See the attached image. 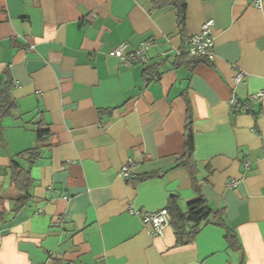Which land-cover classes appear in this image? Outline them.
Listing matches in <instances>:
<instances>
[{"label":"crops","instance_id":"1","mask_svg":"<svg viewBox=\"0 0 264 264\" xmlns=\"http://www.w3.org/2000/svg\"><path fill=\"white\" fill-rule=\"evenodd\" d=\"M155 1L0 0V94L7 85L14 103L0 117V264H264V93L228 104L264 92V3L186 0L181 28ZM206 20L212 63L174 67ZM120 42L147 44V60L110 55ZM187 105L195 180L178 165ZM36 146L33 164L18 157ZM12 160L32 182L17 210ZM172 196L183 210L202 196L234 247L213 223L182 245L171 223L151 236L142 213Z\"/></svg>","mask_w":264,"mask_h":264},{"label":"trees","instance_id":"2","mask_svg":"<svg viewBox=\"0 0 264 264\" xmlns=\"http://www.w3.org/2000/svg\"><path fill=\"white\" fill-rule=\"evenodd\" d=\"M155 4L157 7L171 5L176 8L177 22L178 25L183 28L186 18V0H156ZM188 38H186V49L184 51H178V55L175 56L172 65L178 67L186 65L192 68L197 63L211 64L212 59H209L205 55H192L187 52ZM156 71V65L146 67L144 69L145 81L149 82L153 79V75ZM14 103L9 97L8 86L6 85L0 94V117L9 113L10 108ZM44 133H48V130L44 128L38 129V140L42 141ZM184 153L178 160V165H183L189 169L191 178L195 180L196 175V164L194 161V140H193V128L192 119L190 115V107L187 105V116L184 126ZM39 147H32L26 149L18 154L19 158L26 159L28 163L33 164L37 158ZM11 181L16 191V206L15 210L19 209L24 203L31 198V179L29 177V168L23 167L16 161L11 162L10 167ZM156 174H149L143 176L142 179L152 178ZM195 183V182H194ZM196 184L194 187L196 188ZM169 200L166 206L170 225L174 230L176 238V244L182 245L191 242L201 230L202 224L213 223L225 230V240L231 246L234 247V239H236L233 232L225 225L223 220L220 218L218 211L213 210L207 201L199 196L196 200L187 203L185 210L181 209L174 199Z\"/></svg>","mask_w":264,"mask_h":264},{"label":"built area","instance_id":"3","mask_svg":"<svg viewBox=\"0 0 264 264\" xmlns=\"http://www.w3.org/2000/svg\"><path fill=\"white\" fill-rule=\"evenodd\" d=\"M264 0H252V5L256 8H260ZM213 25L212 20H206L201 25V29L198 33L189 36L187 52L192 55H205L209 59L213 58V39L211 36V27ZM147 52V44H140L136 48H132L128 50L127 42H120L115 48L110 51V55H113L126 65H130L133 62H145L147 60L146 56ZM169 52V51H168ZM167 53V52H166ZM179 53L177 52L176 55ZM162 55H165L162 54ZM156 74L153 75V79H156ZM242 79V73L239 72L233 78V82L237 83ZM263 91H259L250 95L245 100H238L236 97L232 96L228 100V104L230 106L239 107L241 109H247L248 104L256 103L261 99L263 95ZM248 162H245V166H247ZM119 176H121L124 180H130L134 177L133 173V164L129 160L119 171ZM237 183L236 180L230 181V186H235ZM142 220L144 223L149 224L151 226L150 235L151 236H161L162 228L165 225L170 224V218L166 208L159 210H147L142 213Z\"/></svg>","mask_w":264,"mask_h":264}]
</instances>
